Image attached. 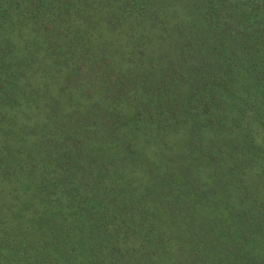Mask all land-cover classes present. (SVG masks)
I'll return each instance as SVG.
<instances>
[{
  "label": "trees",
  "instance_id": "16d2710c",
  "mask_svg": "<svg viewBox=\"0 0 264 264\" xmlns=\"http://www.w3.org/2000/svg\"><path fill=\"white\" fill-rule=\"evenodd\" d=\"M0 264H264V0H0Z\"/></svg>",
  "mask_w": 264,
  "mask_h": 264
}]
</instances>
